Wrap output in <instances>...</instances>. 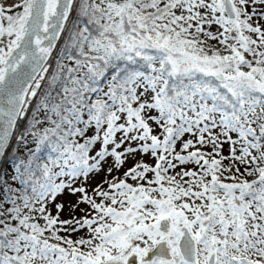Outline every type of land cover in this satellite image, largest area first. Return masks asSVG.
Segmentation results:
<instances>
[{
    "label": "snow or ice",
    "instance_id": "1",
    "mask_svg": "<svg viewBox=\"0 0 264 264\" xmlns=\"http://www.w3.org/2000/svg\"><path fill=\"white\" fill-rule=\"evenodd\" d=\"M0 264H264V0L0 3Z\"/></svg>",
    "mask_w": 264,
    "mask_h": 264
},
{
    "label": "rangeland",
    "instance_id": "2",
    "mask_svg": "<svg viewBox=\"0 0 264 264\" xmlns=\"http://www.w3.org/2000/svg\"><path fill=\"white\" fill-rule=\"evenodd\" d=\"M0 3H3V4H5L6 2H0ZM11 3V2H10ZM9 6V5H8ZM225 153H227V146L225 147ZM67 213H65V215H66Z\"/></svg>",
    "mask_w": 264,
    "mask_h": 264
},
{
    "label": "trees",
    "instance_id": "3",
    "mask_svg": "<svg viewBox=\"0 0 264 264\" xmlns=\"http://www.w3.org/2000/svg\"><path fill=\"white\" fill-rule=\"evenodd\" d=\"M7 1L12 2V0H7ZM0 2H5V0H0Z\"/></svg>",
    "mask_w": 264,
    "mask_h": 264
}]
</instances>
